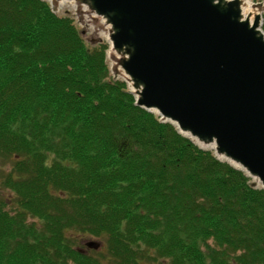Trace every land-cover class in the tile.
Masks as SVG:
<instances>
[{
	"label": "trees",
	"instance_id": "1",
	"mask_svg": "<svg viewBox=\"0 0 264 264\" xmlns=\"http://www.w3.org/2000/svg\"><path fill=\"white\" fill-rule=\"evenodd\" d=\"M48 7L0 0V264H106L70 231L113 264H264V189L137 107Z\"/></svg>",
	"mask_w": 264,
	"mask_h": 264
},
{
	"label": "water",
	"instance_id": "2",
	"mask_svg": "<svg viewBox=\"0 0 264 264\" xmlns=\"http://www.w3.org/2000/svg\"><path fill=\"white\" fill-rule=\"evenodd\" d=\"M73 1L107 27L137 107L156 112L197 144L213 145L218 159L264 189L259 13L242 19L244 0ZM85 246L98 250L101 244L88 241Z\"/></svg>",
	"mask_w": 264,
	"mask_h": 264
},
{
	"label": "rangeland",
	"instance_id": "3",
	"mask_svg": "<svg viewBox=\"0 0 264 264\" xmlns=\"http://www.w3.org/2000/svg\"><path fill=\"white\" fill-rule=\"evenodd\" d=\"M41 1L48 4L49 5L48 8H50L52 13L57 15V17H65L72 22L73 26L82 37L87 48L91 49L100 44L106 46L105 62H106V66L109 69L108 77L113 80L124 82L127 86V89L132 94V89L130 84L125 82V75L123 70L120 67H118L116 64V58L118 57H116V54L111 47V44L108 40L107 27L104 25L101 19H99L92 13H89L87 7H85L84 5L76 4L73 0H63L61 2H56L55 0L53 1L41 0ZM244 1H249L251 13H259L262 19V14L264 13V1L262 0H244ZM261 29H262V25H261ZM152 114H154L156 117L158 116L156 113H152ZM191 141L195 145H197L200 149L212 152L213 155L216 157L215 152L212 150V148L199 145L195 140L194 141L191 140ZM220 160L225 161L223 159ZM11 165H12L11 160L0 163V198L4 200V202L6 203L5 210L9 212H12L13 209L15 208V204L13 202V194L9 190L3 188L1 182L11 170ZM250 184L258 188L260 187V185L254 178H250ZM28 221L30 222V220ZM66 235L67 237H69L68 239L73 244V247L75 249H81L86 254L89 255H97L96 253H101L103 255L102 259L106 264H113V262H111L110 258L106 254L104 241L102 239L93 238L87 235L76 233L74 231H70ZM88 241L99 242L101 246L98 250L95 251L89 250L85 246L86 242Z\"/></svg>",
	"mask_w": 264,
	"mask_h": 264
},
{
	"label": "bare ground",
	"instance_id": "4",
	"mask_svg": "<svg viewBox=\"0 0 264 264\" xmlns=\"http://www.w3.org/2000/svg\"><path fill=\"white\" fill-rule=\"evenodd\" d=\"M250 13H251V11H250V3H249V1H244V4L241 7L242 19L246 18V15L250 14ZM251 21L252 20L250 18L249 22L251 23ZM154 113H156V112H154ZM193 141H194V139H193ZM210 148H213V145H211ZM234 166H236V165H234Z\"/></svg>",
	"mask_w": 264,
	"mask_h": 264
}]
</instances>
